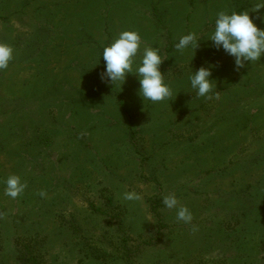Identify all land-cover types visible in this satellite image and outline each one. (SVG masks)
Segmentation results:
<instances>
[{
  "label": "rangeland",
  "instance_id": "374dc122",
  "mask_svg": "<svg viewBox=\"0 0 264 264\" xmlns=\"http://www.w3.org/2000/svg\"><path fill=\"white\" fill-rule=\"evenodd\" d=\"M259 2L0 0L14 50L0 69V264H264V59L236 71L206 40L221 11L264 29ZM123 31L141 36L136 64L159 51L169 98L143 103L131 73L101 82ZM189 33L200 47L178 52ZM208 61L211 99L189 79ZM12 175L27 185L16 199Z\"/></svg>",
  "mask_w": 264,
  "mask_h": 264
},
{
  "label": "clouds",
  "instance_id": "9594fccd",
  "mask_svg": "<svg viewBox=\"0 0 264 264\" xmlns=\"http://www.w3.org/2000/svg\"><path fill=\"white\" fill-rule=\"evenodd\" d=\"M264 9V0L256 4L253 13ZM250 12H232L231 14L221 11L217 13L214 30L206 40L217 51H223L233 58L236 71L243 69L248 62H256L264 59V29H261L254 21ZM258 18V17H257ZM195 33H189L180 37L175 48L183 53L185 50H193L195 53L200 47V42ZM142 39L138 32L123 31L109 45L103 49L102 58L104 71L100 74L102 83L116 86L117 83L126 81L129 73L136 75L139 82L138 95L143 103L161 102L172 95L171 89L164 81V74L160 68L162 57L157 49L145 47L139 64L135 58L139 54ZM13 49L7 44L0 43V69H6L13 59ZM217 63L206 62L195 70L190 76L191 88L198 97L211 99L214 71L218 68ZM27 185L16 175L9 176L4 181V195L16 199L26 189ZM41 196L45 193L41 192ZM123 198L128 201L139 200V194L135 192L124 193ZM162 203L168 210H175L176 219L185 224H191L193 216L190 210L179 204L175 194L163 197Z\"/></svg>",
  "mask_w": 264,
  "mask_h": 264
},
{
  "label": "trees",
  "instance_id": "16d2710c",
  "mask_svg": "<svg viewBox=\"0 0 264 264\" xmlns=\"http://www.w3.org/2000/svg\"><path fill=\"white\" fill-rule=\"evenodd\" d=\"M103 60V59H102ZM103 63H104V61H103ZM119 105H120V107L121 108H123L124 109V112H127V109H126V107H125V105H124V102H123V100L120 98L119 99ZM239 254H240V252H238ZM237 253V254H238Z\"/></svg>",
  "mask_w": 264,
  "mask_h": 264
}]
</instances>
